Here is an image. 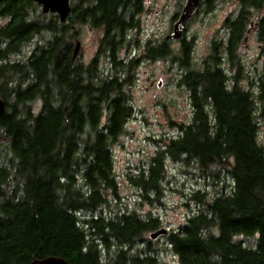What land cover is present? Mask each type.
Wrapping results in <instances>:
<instances>
[{
	"label": "trees",
	"instance_id": "obj_1",
	"mask_svg": "<svg viewBox=\"0 0 264 264\" xmlns=\"http://www.w3.org/2000/svg\"><path fill=\"white\" fill-rule=\"evenodd\" d=\"M205 1L209 10L218 0ZM238 1L237 16L224 21L227 39L211 42L198 69L192 67V40L181 39L176 49L168 38L144 46V59L167 58L184 68L178 85L188 92L193 111L148 167L129 177L140 201L158 202L167 158L201 172L233 161L230 194L207 201L205 193L195 192L191 199L201 205L199 212L163 236L179 264H264V144L256 121L258 109L264 112V0ZM70 7L60 23L32 0H0V135L11 157L0 166V264L50 256L69 264H163L154 240L145 237L162 228L161 220L138 208L117 209L111 150L133 115L127 87L137 60L119 55L137 45L128 33L137 27L142 0H70ZM254 18L262 60L257 79L249 82L256 96L239 83L242 63L230 78L220 67L223 61L235 65ZM82 25L102 32L86 67L72 60L75 29ZM42 33L50 38L25 62L8 61ZM101 57L114 74L98 75ZM36 100L41 105L34 112ZM241 236L255 238L254 245L243 246Z\"/></svg>",
	"mask_w": 264,
	"mask_h": 264
},
{
	"label": "rangeland",
	"instance_id": "obj_2",
	"mask_svg": "<svg viewBox=\"0 0 264 264\" xmlns=\"http://www.w3.org/2000/svg\"><path fill=\"white\" fill-rule=\"evenodd\" d=\"M186 3L187 0H142L137 27L128 33V39L133 38L137 41V45L131 44L126 50L121 49L119 55L121 58L135 57L137 60L133 71L134 76L127 87L130 91L133 115L126 122L125 133L111 146L114 169L119 182L117 209L131 211L138 208L142 214L149 211L151 215L161 220V227L166 228L168 233L176 231L187 218L199 212L201 205L191 199L195 192L205 193L208 201L215 195L230 194L233 186L229 174V165L233 162L231 158L227 159L225 165L214 164L204 172H201L195 164L188 163L187 166L180 161H171L167 158L164 162L166 176L161 182L162 188L158 202L140 201L139 189L129 181V177L139 173L142 168L148 167L151 156L160 149L165 139L177 137L178 126L191 121L192 118L188 92L178 85L184 68L179 62L167 58L144 59L142 55L145 52L144 46L147 40L158 43L168 38L175 49L179 46L178 42L181 39L192 40L194 43L191 54L192 67L198 69L203 58L208 56L211 42L215 39H227L228 32L224 27V21L235 18L240 9L238 0H218L209 10H207L206 1L200 0L199 7L189 18L186 26L183 29L178 28L182 34L181 38L173 39L174 19H178L184 12ZM255 21L256 18L251 21L247 28L248 32L245 33L246 39L236 50L244 68V79L240 84L244 89H251L253 96H256L257 89L250 87L249 82L257 79L262 64ZM77 28L72 41L73 47L77 41L80 43L75 62L86 67L98 51L102 32L87 25L77 26ZM49 38L50 35L47 33L35 36L30 43L22 47L19 54L11 56L8 61L25 62L31 53L36 48L43 47ZM97 66L98 75L103 78L114 74L106 58L98 59ZM16 81L17 79L14 80ZM9 102L11 101H7ZM40 105V101L36 100L31 104V109L37 112ZM256 121L258 140L264 144V112L261 108L256 112ZM159 139H163L162 142L156 143ZM10 159L7 141H4L0 135V166L8 165ZM110 209L114 211L112 204ZM108 210L107 207L103 208V214H107ZM90 215L91 213H85L84 217L89 218ZM95 215L98 214L95 213ZM149 234L145 235L147 239ZM164 237L160 236L154 240L152 247L163 264H179L169 252V246ZM254 239L244 236L237 238L245 247L253 246Z\"/></svg>",
	"mask_w": 264,
	"mask_h": 264
},
{
	"label": "water",
	"instance_id": "obj_3",
	"mask_svg": "<svg viewBox=\"0 0 264 264\" xmlns=\"http://www.w3.org/2000/svg\"><path fill=\"white\" fill-rule=\"evenodd\" d=\"M35 2L41 10V13L56 14L60 23H64L70 14V0H32ZM199 0H187L184 6V12L180 14L179 18L173 25V39H179L181 37V31L178 28L183 29L188 23L189 18L194 14L198 7ZM177 31V32H176ZM80 49V43L77 41L73 47L72 60L77 56V52ZM5 112V102L0 98V118ZM168 230L166 228H160L149 234V239L155 240L160 236L167 235ZM28 264H69L66 260L60 257H46L40 260H33Z\"/></svg>",
	"mask_w": 264,
	"mask_h": 264
},
{
	"label": "flooded vegetation",
	"instance_id": "obj_4",
	"mask_svg": "<svg viewBox=\"0 0 264 264\" xmlns=\"http://www.w3.org/2000/svg\"><path fill=\"white\" fill-rule=\"evenodd\" d=\"M199 5H200V0H199V3H198V7H199ZM197 7V8H198ZM238 13V12H237ZM175 22V21H174ZM244 40H245V38H244ZM243 40V41H244ZM236 57H237V61L235 62V65L233 66V67H231L229 64H227V63H225L224 61L221 63V65H220V67L223 69V71L227 74V76L230 78V77H232V75H234L235 76V73L236 72H238L237 70H241V61H240V59H238V55H237V53H236ZM75 60V59H74ZM223 60V59H222ZM224 65H227V67H224ZM83 67H85L84 65H83ZM244 69V68H243ZM240 79H239V83H241V80H243L244 79V76L240 73ZM232 85V83H231V80H230V82L228 81V86H231ZM241 85V84H240ZM191 109H192V111H193V108L191 107Z\"/></svg>",
	"mask_w": 264,
	"mask_h": 264
}]
</instances>
